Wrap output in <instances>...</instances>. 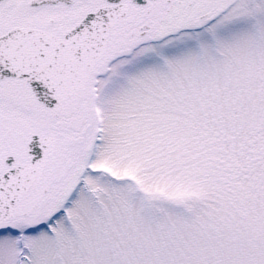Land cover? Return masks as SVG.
<instances>
[{"label":"snow or ice","instance_id":"snow-or-ice-1","mask_svg":"<svg viewBox=\"0 0 264 264\" xmlns=\"http://www.w3.org/2000/svg\"><path fill=\"white\" fill-rule=\"evenodd\" d=\"M0 264H264V0H0Z\"/></svg>","mask_w":264,"mask_h":264}]
</instances>
